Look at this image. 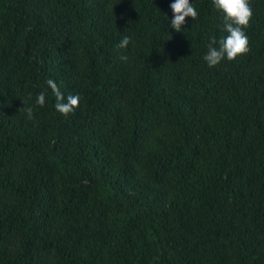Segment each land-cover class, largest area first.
<instances>
[{"label":"trees","instance_id":"1","mask_svg":"<svg viewBox=\"0 0 264 264\" xmlns=\"http://www.w3.org/2000/svg\"><path fill=\"white\" fill-rule=\"evenodd\" d=\"M173 2L0 0V264H264V0L215 67Z\"/></svg>","mask_w":264,"mask_h":264},{"label":"clouds","instance_id":"2","mask_svg":"<svg viewBox=\"0 0 264 264\" xmlns=\"http://www.w3.org/2000/svg\"><path fill=\"white\" fill-rule=\"evenodd\" d=\"M213 7L221 14L222 25L221 30L227 35L221 37L217 42L215 37L210 39L207 45L208 51L203 59L209 67H215L227 59L232 61L239 56L247 55L250 51V40L246 33V29L251 27V21L254 15L251 0H212ZM173 18L170 21V27L176 32H180L186 23V18L191 17L195 20L198 17L196 8L190 3V0H174L170 4ZM130 43V37L124 36L118 48L125 49ZM218 44V47L216 46ZM121 61H127L126 55L119 57ZM48 87L51 89L55 97L54 108L63 116L74 113L80 106L81 97L79 95L69 94L65 97L57 83L49 79ZM46 103V95L41 92L36 99V104L43 107ZM23 107L18 109L27 113L29 120H34L33 108Z\"/></svg>","mask_w":264,"mask_h":264}]
</instances>
